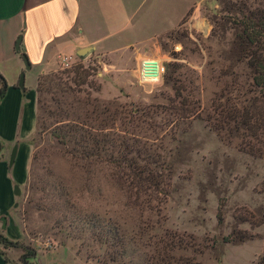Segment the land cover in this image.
<instances>
[{"label": "rangeland", "instance_id": "1", "mask_svg": "<svg viewBox=\"0 0 264 264\" xmlns=\"http://www.w3.org/2000/svg\"><path fill=\"white\" fill-rule=\"evenodd\" d=\"M125 2L123 10V0H102L89 15L88 36L98 38L97 49L57 59L35 87L27 179L13 213L27 254L17 247L14 264L58 252L80 264H255L264 236V155L249 156L237 140H221L207 119L236 89L253 90L235 24L241 13L263 10L264 0ZM139 57L162 61L158 83L136 82ZM78 65L85 78L72 72ZM175 89L193 111L188 119L172 110L179 102ZM92 105L117 108L103 133L145 143L167 168V185L149 209L136 206L109 165L73 158L70 146L53 136ZM248 214L262 224L244 221ZM103 226L112 232L99 240ZM112 236L124 238L123 245ZM46 241L53 250L42 249Z\"/></svg>", "mask_w": 264, "mask_h": 264}, {"label": "crops", "instance_id": "2", "mask_svg": "<svg viewBox=\"0 0 264 264\" xmlns=\"http://www.w3.org/2000/svg\"><path fill=\"white\" fill-rule=\"evenodd\" d=\"M121 0H118L120 2ZM123 0V10L126 2ZM102 0H0V76L6 89L0 96V235L20 244L22 232L15 223L18 190L26 183L30 158L28 138L35 124V87L39 75L53 72L57 59L75 56L84 47L97 49L98 38H89V15ZM131 16L125 12L123 22ZM20 38L19 51L15 43ZM22 55L30 65L25 70ZM24 74L23 91L17 88ZM16 146L14 161L9 155ZM16 247L0 246V264H14ZM58 251V250H57ZM31 255L30 264H80L62 257ZM51 258V259H49ZM49 259V262L47 261Z\"/></svg>", "mask_w": 264, "mask_h": 264}, {"label": "trees", "instance_id": "3", "mask_svg": "<svg viewBox=\"0 0 264 264\" xmlns=\"http://www.w3.org/2000/svg\"><path fill=\"white\" fill-rule=\"evenodd\" d=\"M235 25L239 28L238 38L242 41L244 48L243 62L250 72L253 90L237 93L239 89H236L234 98L231 100L227 98L224 100L223 96L230 91L221 92L220 97L224 101L222 104L217 103L213 115L207 119V122L221 140L235 139L236 147L240 152L252 157H261L264 155V9L241 13ZM72 68L75 76L86 77V71L80 65ZM40 76L36 79V87H38ZM3 85L5 83L0 76V88ZM174 93L179 99L178 106L172 109L174 113L181 119L193 116V111H190L185 100L181 98L180 91L175 89ZM154 114V111H151L146 113L145 117L148 116L150 119ZM117 116V108L111 111L104 108L100 111L97 106L92 105L91 111L88 114L84 113L83 119L72 121L70 126H65L66 130L58 128L53 136L62 145L70 146L69 153L73 158L93 165H109L124 183L126 191L132 192L136 206L141 208L140 205L143 204L149 209V203L154 195H161L164 186L167 185L165 180H169L168 170L162 162H159L152 148L145 143L103 133L107 130L106 122L113 125ZM94 131L96 133H93ZM220 208L221 204L216 213L218 223L222 222ZM243 220L254 226L262 224L261 219L255 221L250 214ZM110 232L112 229L103 226L96 238L102 240L104 235ZM111 238L116 240L117 245H123L124 238L116 236ZM0 246L2 248L20 247L27 254L25 247L8 241L2 235H0ZM184 246L181 243L177 244L179 248ZM27 260L29 259L23 258L21 264H27ZM255 264H264V236L261 255Z\"/></svg>", "mask_w": 264, "mask_h": 264}, {"label": "built area", "instance_id": "4", "mask_svg": "<svg viewBox=\"0 0 264 264\" xmlns=\"http://www.w3.org/2000/svg\"><path fill=\"white\" fill-rule=\"evenodd\" d=\"M68 59L61 57L60 62H65ZM68 67V64L63 66ZM164 65L158 58L139 57L135 63L134 78L139 85H148L158 83L163 75ZM44 251L53 250L51 242L46 241L41 244Z\"/></svg>", "mask_w": 264, "mask_h": 264}, {"label": "water", "instance_id": "5", "mask_svg": "<svg viewBox=\"0 0 264 264\" xmlns=\"http://www.w3.org/2000/svg\"><path fill=\"white\" fill-rule=\"evenodd\" d=\"M19 43H20V38L15 43V51H17V52L19 51ZM92 50H93L92 47H84V48H81V49L77 50L75 55L78 58H84ZM21 57H22V61H23V65H24L25 70H29L30 65L28 63L27 58L24 55H22ZM23 78H24V74L20 73V75L18 77V81H17V88L19 90H21V91H23V89H24V87H23ZM5 89H6L5 85H3L0 88V96L5 92ZM15 151H16V146H13L12 149H11L10 155H9V160H8V165L9 166H11L13 161H14ZM14 194L16 196L19 195V190H18L17 187H14Z\"/></svg>", "mask_w": 264, "mask_h": 264}]
</instances>
